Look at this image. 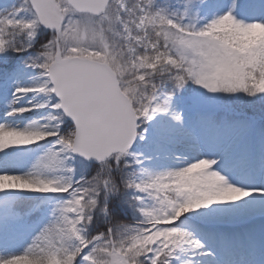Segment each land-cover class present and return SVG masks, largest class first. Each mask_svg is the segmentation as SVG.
Returning a JSON list of instances; mask_svg holds the SVG:
<instances>
[{
    "label": "snow or ice",
    "instance_id": "1",
    "mask_svg": "<svg viewBox=\"0 0 264 264\" xmlns=\"http://www.w3.org/2000/svg\"><path fill=\"white\" fill-rule=\"evenodd\" d=\"M0 264H264V0L0 5Z\"/></svg>",
    "mask_w": 264,
    "mask_h": 264
},
{
    "label": "rangeland",
    "instance_id": "2",
    "mask_svg": "<svg viewBox=\"0 0 264 264\" xmlns=\"http://www.w3.org/2000/svg\"><path fill=\"white\" fill-rule=\"evenodd\" d=\"M11 0H0V5H3V4H8L10 3ZM19 60V59H17ZM14 251H19V248H16V249H13Z\"/></svg>",
    "mask_w": 264,
    "mask_h": 264
},
{
    "label": "trees",
    "instance_id": "3",
    "mask_svg": "<svg viewBox=\"0 0 264 264\" xmlns=\"http://www.w3.org/2000/svg\"><path fill=\"white\" fill-rule=\"evenodd\" d=\"M12 56L15 57L16 59H20V54L13 53Z\"/></svg>",
    "mask_w": 264,
    "mask_h": 264
}]
</instances>
